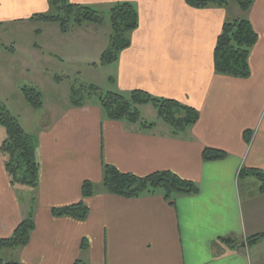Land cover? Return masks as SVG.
I'll list each match as a JSON object with an SVG mask.
<instances>
[{
	"label": "crops",
	"instance_id": "1",
	"mask_svg": "<svg viewBox=\"0 0 264 264\" xmlns=\"http://www.w3.org/2000/svg\"><path fill=\"white\" fill-rule=\"evenodd\" d=\"M70 2L96 8L105 16L112 5L126 2L138 13L139 26L130 35V46L110 65V74L97 75L105 83L104 91L141 90L172 99L193 108L198 120L185 133L172 135L163 123L143 131L138 125L108 120L93 103L78 108L43 103L35 111L22 97L10 108L7 98L18 91L14 73L47 77L57 62L47 49L65 60L81 50L82 41L80 53L89 63L107 47L110 31L104 22L62 35L53 23L30 21L49 11L47 0H0V28L15 36L30 35L28 59L43 69L41 73L32 68L29 60L12 69L13 61L24 57L17 58L14 47L2 48L14 57L13 61L3 57L0 92L5 102L0 103L27 119L24 124L11 112L36 139L39 182L35 190L26 188L32 190L31 196L21 200L17 194L22 188L10 185L0 153V239L12 235L27 216L29 199H35L28 243L0 249V259L21 264H74L79 259L85 264H264V239L252 247L246 244L247 238L264 233V192H259L253 177L238 179L242 168L264 171V0H254L246 13L231 1L225 8L200 10L184 0ZM243 18L258 36L248 57L250 75L242 79L217 74L213 51L221 28L225 21ZM58 95L59 87L56 99ZM245 131L251 134L249 143ZM3 139L0 130V142ZM205 149L226 157L204 161ZM103 165L136 176L170 171L195 183L199 191L177 196L173 204L160 195L118 197L102 188ZM85 181L96 190L88 198L81 193ZM78 203L88 209L84 221L51 212ZM222 238L235 240V245Z\"/></svg>",
	"mask_w": 264,
	"mask_h": 264
},
{
	"label": "trees",
	"instance_id": "2",
	"mask_svg": "<svg viewBox=\"0 0 264 264\" xmlns=\"http://www.w3.org/2000/svg\"><path fill=\"white\" fill-rule=\"evenodd\" d=\"M232 0H184L185 4L193 9H206L209 7L225 8ZM49 11L34 15L33 22L53 23L58 26L62 35H68L73 28L83 25L101 26L105 14L96 8L77 5L70 0H47ZM239 10L246 13L253 5L254 0H233ZM110 35L108 48L100 57L99 66H110L117 62L120 52L130 46V35L138 26V13L130 3L122 2L112 5L107 13ZM258 36L246 19L225 21L216 40L213 51V68L217 74L235 78L246 79L250 75L248 57ZM93 64V66H98ZM20 93L25 102L33 110L43 107V95L35 87L24 86ZM83 96L90 101L96 98L97 105L103 117L130 125H138L143 131L154 130V124L145 122L139 112V107L150 105L154 108L157 118L168 128L172 135L185 133L198 120V113L193 109L181 105L175 100L156 98L141 90H134L127 94L113 91H101L98 87L89 86L85 91L73 90L71 92V105L82 107L89 103L81 102ZM88 101V102H89ZM0 128L4 131V139L0 142V153L3 165L12 188L36 189L39 182V165L36 159V139L27 134L21 127L18 119L0 103ZM251 134L244 132L246 143L250 142ZM226 154L213 149H205L202 154L204 161L223 160ZM253 177L259 183V192H264V171L259 169L242 168L238 179ZM102 188L105 192L123 197L136 199L144 196L160 195L169 204L177 196H190L198 193L197 185L182 179L170 171L153 172L145 176H136L130 173H121L109 165H103ZM94 185L85 181L82 184L83 198L95 193ZM35 199L28 201V213L9 238L0 239V249H15L24 247L34 229ZM55 217H70L84 221L88 209L83 203L72 206L52 209ZM264 239V233L246 239L249 247L257 245ZM222 242L229 246L235 245V240L222 238ZM85 249L84 241L81 250ZM0 264H21L16 261ZM74 264H85L80 259Z\"/></svg>",
	"mask_w": 264,
	"mask_h": 264
},
{
	"label": "rangeland",
	"instance_id": "3",
	"mask_svg": "<svg viewBox=\"0 0 264 264\" xmlns=\"http://www.w3.org/2000/svg\"><path fill=\"white\" fill-rule=\"evenodd\" d=\"M230 5H234L235 3L233 0ZM234 3V4H233ZM236 5V4H235ZM234 5V6H235ZM104 22L107 24V28L109 29V22L107 16L104 17ZM58 29V26L55 25ZM52 27V26H51ZM59 31V29H58ZM61 34V33H60ZM21 36L14 35L12 32L8 31L7 29L0 28V49H4L5 47H14V52L17 50V58L20 59V57H24V59L19 62L18 60L13 61L14 56H9L8 52H4L2 49V53H0V67L3 62V57H11L13 64H11L12 69H19L20 66H23L27 60L31 63V67L34 69H37L39 72H43V69H38L36 62L32 59H28L29 56V43L31 40L30 35H23ZM82 40H89V39H82ZM109 40V39H108ZM109 43V41H108ZM84 41L81 43H78V47L82 50L84 48ZM74 45V43H73ZM108 48L103 47L98 55L96 57H93L89 63H84L83 55L80 53L81 50H75V54L72 57H69L65 60H59L57 56H60V53L57 51H49L47 49V53H50L54 59L55 64L51 66V69L49 70L50 75L47 77H41L39 76H18L16 73L13 74V81L15 82L16 86L18 87V91L16 90L15 94L11 95V97L7 98L9 102V107L12 108L13 105L17 99H20L22 101V95L20 94V88L24 86L28 87H35L37 88L43 95V103H45V106H51L54 102H58L61 107L69 104L71 105V92L73 90H81L85 91L89 86H95L101 89V91L105 92L103 89H105V83L100 81V79H97V75L99 73L102 78H105L106 74H110L111 66H99L100 57L103 54V52ZM46 53V56L48 55ZM61 57V56H60ZM63 59V58H61ZM46 61V60H45ZM6 62V60H5ZM96 63L98 66L97 69H94L93 66H89L91 63ZM12 63V62H11ZM58 63V64H57ZM45 65V63H44ZM38 66L40 67V64L38 63ZM47 67L43 66L42 68ZM42 70V71H41ZM100 87H99V86ZM59 87V95L57 96V99L60 100V102L56 99L55 91ZM54 89V90H53ZM0 100L4 103V97L2 96L0 92ZM86 96H83L81 99V102L83 103H94L96 102V98L91 99L89 102ZM16 109V108H15ZM12 109L11 111L15 116H19L21 120H23L24 124L27 123V119L24 115H22L17 109ZM139 112L141 118L147 122L148 124H161L162 122L157 118L156 112L154 108L150 105H145L143 107H139ZM45 113V110L42 111V113L39 114V118H43V115ZM19 121V120H18ZM20 123V122H19ZM22 127V126H21ZM23 128V127H22ZM2 131L3 129L0 128ZM32 190L22 188L18 191V196L21 200L26 198L27 196H31Z\"/></svg>",
	"mask_w": 264,
	"mask_h": 264
}]
</instances>
